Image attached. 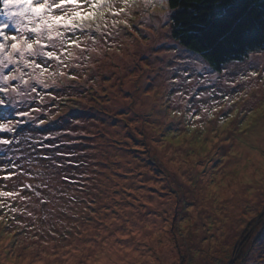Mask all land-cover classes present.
<instances>
[{"label": "clouds", "instance_id": "1", "mask_svg": "<svg viewBox=\"0 0 264 264\" xmlns=\"http://www.w3.org/2000/svg\"><path fill=\"white\" fill-rule=\"evenodd\" d=\"M175 3L39 0L37 14L0 0L23 13L0 23V104L48 93L47 119L72 125L0 169V264H249L239 249L264 232V39L194 82L162 42ZM36 118L19 112L18 131Z\"/></svg>", "mask_w": 264, "mask_h": 264}, {"label": "rangeland", "instance_id": "2", "mask_svg": "<svg viewBox=\"0 0 264 264\" xmlns=\"http://www.w3.org/2000/svg\"><path fill=\"white\" fill-rule=\"evenodd\" d=\"M8 5L15 4H24L28 6L27 10L39 14L43 8L36 7L39 0H4ZM23 15L22 12H19L15 9L10 11H3L0 14V23H3L5 20H8L10 24L15 25L20 23L19 16ZM169 35L162 42L165 44L175 45V48L169 50L173 53V58L176 59V63L173 64L172 69L176 70L177 65L181 68L187 66L189 71L194 77V82L201 79L200 74L203 73V81L206 83L212 76H221L223 75L222 70L220 72L214 71L207 63H203L201 57L197 53L188 50L181 46L175 39L171 36V21L169 20ZM12 31H15L13 28ZM247 65L243 61H233L228 64V71L238 72L243 68H246ZM183 75V72L181 73ZM5 75L2 70V65H0V77ZM7 86L0 79V101L5 99L4 89ZM41 95L45 99L49 98L48 93L29 94L25 93L23 96L13 97L7 104H0V169H6L10 173L16 166V163H19V158L26 155L29 151L30 143L33 142L37 137H40L42 134L51 133L53 130L67 129L72 127L71 123L56 126H50L54 121H49L47 119L48 113H46L47 105L44 100H41ZM101 112L103 108L99 109ZM21 111H30L37 116L30 125H25L22 131H18L20 128V121L16 120L15 117ZM83 111H87L84 109ZM38 114V115H37ZM74 115L80 116V113L73 112ZM72 114V115H73ZM107 115L112 116L118 122L121 121L119 116H116L114 113H108ZM67 119V117H65ZM81 119L87 120V117L80 116ZM59 119L57 117L55 121ZM90 123H98V121H89ZM9 125H14L10 127ZM69 126V127H68ZM109 125H105L108 127ZM119 128V123L114 126V130ZM49 147L51 142H47ZM47 151V149H45ZM61 152H70V148H63ZM250 239L243 245L239 250L242 253H247L249 258V264H254V261L251 260L255 255L264 253V232H260L259 226H254L250 230Z\"/></svg>", "mask_w": 264, "mask_h": 264}, {"label": "trees", "instance_id": "3", "mask_svg": "<svg viewBox=\"0 0 264 264\" xmlns=\"http://www.w3.org/2000/svg\"><path fill=\"white\" fill-rule=\"evenodd\" d=\"M175 7L172 38L201 57L210 53L214 59L207 64L216 72L226 57L241 56L264 39V0H176ZM66 121L59 118L50 126Z\"/></svg>", "mask_w": 264, "mask_h": 264}]
</instances>
